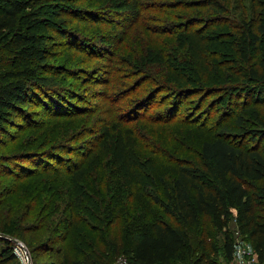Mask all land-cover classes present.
Returning <instances> with one entry per match:
<instances>
[{
  "label": "trees",
  "instance_id": "obj_1",
  "mask_svg": "<svg viewBox=\"0 0 264 264\" xmlns=\"http://www.w3.org/2000/svg\"><path fill=\"white\" fill-rule=\"evenodd\" d=\"M65 1L0 0V143L5 141L7 145L16 140L15 134L9 131L11 127L19 130L26 124L41 129L30 119V109L44 97L42 94L60 91L56 74L67 71L72 73L73 80H80L91 73L84 68L68 70L65 65L49 63L53 58L49 51L50 36L39 29L46 23L47 16L59 24L73 23L68 19L70 11ZM98 3L99 11L79 10L82 15L77 25L81 21L87 23L84 30L92 25H104L112 35L102 36L95 29L93 37L83 36L84 40L79 41L77 36L67 44L76 52L104 59L103 65L108 68L105 74L114 73L113 79L95 81L97 85H107L106 88L94 90L86 86L81 95L76 93L70 97L80 103L89 93L85 101L90 105L80 113L95 115L94 120L77 138L86 139L87 144L66 147L62 136L57 135L51 143L44 138L43 143L50 145H43L48 148L42 153L26 149L3 158L14 164L13 170L20 169L19 173L14 174L0 165V172L6 169L5 173L18 179L31 178L29 189L34 194L30 198L34 201L39 194L43 197L39 211L46 213L47 221L56 220L55 215L68 214L67 233L59 239L63 246L53 249L42 243V250L57 255L58 264H108V255L98 253L99 248L91 245V241L97 239L108 247L113 257L123 254L132 264L184 261L221 264L215 258L214 244L209 252L194 257L188 231L199 229L204 220H209L224 233L225 258L229 262L236 243L228 226L236 211L239 232L263 262L264 148L261 143L264 129L248 132L244 126L247 111L242 108L234 126H224L218 137L203 141L195 160H179L174 163L175 169H162L158 162L162 156L145 146L143 131L147 128L143 123L157 126L172 123L188 99L201 95L198 111L206 97L215 91L202 84L210 78L224 80L227 86L221 93L227 92L232 97L239 89L262 93L264 48L259 43L264 38V0H251L253 15L241 23L235 38L232 35V58L226 63L223 58L230 54L219 50V41L223 40L219 31L212 30L213 24L189 14L193 9L225 14L223 0H130V4H125L128 8L117 14L123 20L117 22L108 18L113 15L109 13L113 12L117 0H98ZM149 12L158 13L152 26L145 23ZM116 27L123 29L122 32L112 31ZM158 35H168L170 39L159 40ZM187 53H190L189 58L185 57ZM199 58L200 69L197 67ZM204 58H208V64L203 63ZM219 67L228 70L220 71ZM250 94H241L245 104ZM99 97L107 105H94L93 99ZM122 102L124 107L119 104ZM158 104H167L168 108L150 116V110ZM43 106L49 110L55 106L57 113H70L54 103L51 107ZM252 111L264 128L257 110ZM226 113L230 115L232 107L227 108ZM55 130L56 126L47 133ZM231 130H236L240 137L238 142L227 137L233 135L229 133ZM71 154L78 156V160L68 157ZM41 157L46 158L43 166L35 160ZM26 161L29 168L23 164ZM143 162L148 163L145 171ZM51 172L55 175H46ZM143 189L165 218L153 219L138 230L123 214L130 209L131 199ZM17 202L14 199V207L11 203L5 215L0 216V233L16 236ZM26 208L29 215L32 210ZM69 233L72 237L68 240ZM0 264H17L10 238L0 237Z\"/></svg>",
  "mask_w": 264,
  "mask_h": 264
},
{
  "label": "rangeland",
  "instance_id": "obj_2",
  "mask_svg": "<svg viewBox=\"0 0 264 264\" xmlns=\"http://www.w3.org/2000/svg\"><path fill=\"white\" fill-rule=\"evenodd\" d=\"M65 3L70 11L67 15L68 19L72 20L73 23L67 22L59 24L56 20L47 16L45 17L47 20L46 23L39 29V31L50 36L49 51L53 58L49 63L56 66L65 65L68 70L84 68L91 73L87 76L83 75L80 80H73L70 77L72 73L68 74L67 71L66 73L56 74L60 91L53 94L50 93V95L42 94L41 96L44 97L39 98L36 105L34 104L32 109H30V119L36 122L35 124L39 125V128L41 129L28 127L26 124L22 125V128L19 130H17L16 127H11L9 129L10 132L15 134L14 138H16V140L14 142H8L7 145H5V141L0 143V165L4 166L7 170L11 169L14 174L19 173L20 169L13 170L14 164L12 165V163L7 162L9 160L5 161L3 158L17 152L26 151V149H34L36 152L42 153L48 148L43 147V145L48 144L43 143L44 138H47L48 142L51 143L55 141V137L59 135L63 137L62 143H65L66 147L69 144L71 146L86 145L87 142H84L86 139L77 138L80 135V132L94 120L95 115L90 117L80 113L83 112L84 108L90 105L85 101L89 98V93L85 94L86 99L80 103L77 98L70 97L71 95L75 96L76 93L81 95L84 92L83 88L87 87L93 88L94 90L104 89L107 85H97L98 83L95 81H102L108 77H110V79L114 78V73H111V75H108V73L105 74L108 68L103 65L104 59L101 60L83 52H76L73 49H70L69 45H67L69 41L75 40L77 36H79V41L84 40L83 36L93 37L92 34H94L95 29L96 31L98 30V34H104L105 36L112 35L109 32L110 29L104 27V25L99 26L91 24L92 27L88 30H84V28L87 27V23H83V21H81L79 26L77 25V21H80L82 15L81 13H78L79 10H101V5H99L98 0H66ZM223 3L226 12L222 15L207 9H193L189 11V14L197 16V18L206 23L213 24L212 30L219 31V36L223 38L222 41H219V50L226 51L227 54H230L225 55L223 58L226 63L232 58L231 47L232 42L234 41L233 38H231L232 35L234 34L233 36L235 38V34L237 35L239 33L238 30L241 23L248 21L253 13L251 9V0H223ZM125 4H130V0H117L113 12L109 13V11H106L109 14H113L112 16L108 15V18L110 17L111 20L116 22L123 20L122 17L117 14H122L126 8H128L125 7ZM146 14L149 15L145 22L146 25L152 26L155 22L153 21V18H156L158 13L157 15L152 12ZM122 30L123 29L120 30L118 27L112 29L114 32H122ZM143 32H146L148 35L151 34L147 30H143ZM152 36L155 37L156 35ZM158 36L157 39L159 40L168 41L170 39L168 35ZM80 44L83 45L81 42ZM259 45L264 48V38ZM143 47L145 49L146 46L144 45ZM252 55V59L255 60L256 55L254 53ZM194 56L195 54L192 57ZM185 57L189 58L190 53H187ZM82 60H86L87 62L84 63ZM203 60V63H206L208 58H204ZM199 64L200 58L198 59L197 64L198 69H200ZM219 70L226 71L228 69L226 67H219ZM83 83H85V85H83ZM202 84L206 88H213L215 91H213L211 96L206 97L204 105H201L198 111V103L200 105L203 98L200 97L201 95L188 99L186 104L181 108L177 120L172 123H160L158 126L152 125L151 123H143L144 127L147 128L143 131L145 146L149 150L155 151L162 156V159H158L162 169L167 167L175 169L174 163L179 160H195L199 155L203 141L212 140L218 137L220 130L224 126H234L235 117L240 113L242 108H245L247 111L244 126L248 132H255L264 129L261 123L256 120L252 111L253 109L257 110L260 120L264 121V87L260 94H258L257 90L253 92L251 89L248 91L245 89H239V93L232 97V94L228 95L227 92L221 93L227 83L225 84V81L220 78H210L208 81L203 80ZM255 88L258 89L259 86L255 85ZM243 91L244 93H242ZM249 92H251V94L247 97L245 104V99H243L244 97H241V94H247ZM90 94H94V92H91ZM58 98L59 101H57ZM97 98L92 101L94 105H107V102L102 98ZM239 98H242L243 100H240ZM69 99H71L70 102L68 101ZM53 103L59 106L61 110H69L70 113H66V111L64 113H57L58 108L52 106ZM44 104L49 107L52 106V108L49 110L43 106ZM119 104L124 107L125 103L122 102ZM91 105L93 106V104ZM78 107L82 108L78 109ZM229 107H232V113L230 115L226 113V110ZM166 108H168L167 104H158L155 108L150 110L149 115H154ZM54 113L58 116L53 117ZM187 115H189L188 119L182 120ZM44 122L45 124H43ZM55 126L57 127V130L47 133ZM229 133L233 134L227 136L229 139H232L234 142L239 141L238 138L240 137H237L236 130H231ZM88 138H90V136H88ZM93 138L95 140V135L92 136V139ZM246 141L247 144H250L249 139H246ZM50 143L48 145H50ZM261 147L264 148V141L261 143ZM145 153L147 154V152ZM68 157H71L73 160H78L79 158L73 154ZM35 160H38L37 162L40 163V166H43L46 158L41 157ZM23 164L25 168L30 167L28 161ZM15 165L17 166V164ZM141 165L145 168L142 169L143 171L147 170L148 163L143 162ZM6 169L2 170L4 173L0 172V210L2 211L0 216L2 217L5 215V211H7V207L11 203L14 207L13 200L17 199L16 212L18 214L19 222L15 224L18 230L17 234H15L16 236H11L7 233H0V237L10 238L11 240H16L22 243L28 251V257L31 264H58V256L53 252H44L41 244L46 243L51 245L53 249H58L63 246L62 243H59V239L67 233L68 214L61 213L55 215V217H59H57L56 220L54 218L53 220L49 219V221H47L46 213L39 211L43 204V197L39 194L35 197L36 199L34 201L30 198V196L34 194L29 189L33 182L30 180L31 178L18 179L17 177L12 176V174L9 175L8 173H5ZM57 170L62 173V170ZM46 175L52 177L55 173L51 172ZM256 186L258 185H255V187ZM18 188L19 190L17 192ZM147 194L148 193L143 189L140 193L135 195L131 199L130 209L123 214L127 221L138 230L142 227L145 228L153 219L165 218L163 211L146 196ZM25 204L32 210L29 215H27L28 213ZM44 218H46V220ZM96 227L97 225H95V232H98ZM228 232L236 245L244 246L248 244L247 239L239 232L236 223V211H233L228 226ZM188 234L194 257L199 256L202 252H209L211 250V244H214L217 250V255L215 257L216 260L221 264H227L224 252V233L213 227L209 220H204L199 229L189 230ZM71 237L72 234L69 233L67 239L69 240ZM91 245L99 248L97 251L98 253L108 255V264H132L123 254H117L116 257H113V254L108 247L105 246L104 243H100L97 239L92 240ZM16 253L17 264H26L27 257L24 250L16 247ZM175 264H188V261L176 262Z\"/></svg>",
  "mask_w": 264,
  "mask_h": 264
},
{
  "label": "clouds",
  "instance_id": "obj_3",
  "mask_svg": "<svg viewBox=\"0 0 264 264\" xmlns=\"http://www.w3.org/2000/svg\"><path fill=\"white\" fill-rule=\"evenodd\" d=\"M245 252L248 255L252 256V262L253 264H255L258 254L255 253L254 248L250 243L244 246L234 245V251L232 253L233 264H237V262L238 264H247V262L244 259Z\"/></svg>",
  "mask_w": 264,
  "mask_h": 264
},
{
  "label": "built area",
  "instance_id": "obj_4",
  "mask_svg": "<svg viewBox=\"0 0 264 264\" xmlns=\"http://www.w3.org/2000/svg\"><path fill=\"white\" fill-rule=\"evenodd\" d=\"M12 242L14 243V253L16 254V256H17L16 247H18L21 250H24V252H25V255L27 257L26 264H31V262L29 260V257H28V251L25 249V247L22 245V243H20L19 241H16V240H12ZM244 259L247 262V264H253V262H252V256L251 255H248L246 252H245ZM227 264H233V258H232L231 261L227 262ZM237 264H238V262H237ZM255 264H264V261L263 262L259 261V258L257 256V260H256Z\"/></svg>",
  "mask_w": 264,
  "mask_h": 264
}]
</instances>
